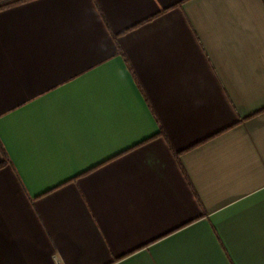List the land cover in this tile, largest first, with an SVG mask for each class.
<instances>
[{
  "label": "crops",
  "instance_id": "obj_1",
  "mask_svg": "<svg viewBox=\"0 0 264 264\" xmlns=\"http://www.w3.org/2000/svg\"><path fill=\"white\" fill-rule=\"evenodd\" d=\"M0 264H264V0L0 10Z\"/></svg>",
  "mask_w": 264,
  "mask_h": 264
},
{
  "label": "trees",
  "instance_id": "obj_2",
  "mask_svg": "<svg viewBox=\"0 0 264 264\" xmlns=\"http://www.w3.org/2000/svg\"><path fill=\"white\" fill-rule=\"evenodd\" d=\"M29 0H10L9 2H6L4 4H0V10L9 6H13L19 3H23ZM3 166V163H0V168Z\"/></svg>",
  "mask_w": 264,
  "mask_h": 264
},
{
  "label": "built area",
  "instance_id": "obj_3",
  "mask_svg": "<svg viewBox=\"0 0 264 264\" xmlns=\"http://www.w3.org/2000/svg\"><path fill=\"white\" fill-rule=\"evenodd\" d=\"M10 0H0V4H4L6 2H9Z\"/></svg>",
  "mask_w": 264,
  "mask_h": 264
}]
</instances>
